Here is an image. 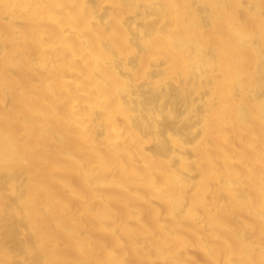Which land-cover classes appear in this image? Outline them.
Segmentation results:
<instances>
[{"label":"bare ground","instance_id":"1","mask_svg":"<svg viewBox=\"0 0 264 264\" xmlns=\"http://www.w3.org/2000/svg\"><path fill=\"white\" fill-rule=\"evenodd\" d=\"M0 264H264V0H0Z\"/></svg>","mask_w":264,"mask_h":264}]
</instances>
